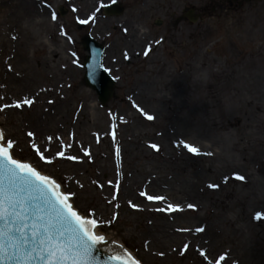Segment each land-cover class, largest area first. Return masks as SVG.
<instances>
[{"label": "rangeland", "instance_id": "obj_1", "mask_svg": "<svg viewBox=\"0 0 264 264\" xmlns=\"http://www.w3.org/2000/svg\"><path fill=\"white\" fill-rule=\"evenodd\" d=\"M111 2L115 0H50L57 15L53 21L42 0H0V96L5 101L20 97L9 88L23 66L29 75L27 91L36 100L31 108L0 112V128L16 139L17 155L52 175L62 191L75 193L71 200L82 212L94 210L96 219L110 220L102 234L123 244L142 264H203L192 245L213 257L224 255L220 264H264V219H254L257 212L264 213V1L234 13L213 12L208 6L199 28L161 31L169 37L157 49L155 0H148L145 9L130 1L127 14L105 18L102 8ZM193 2L198 6L205 0ZM93 12L96 22L79 29L77 17L86 19ZM125 22L134 27L125 32ZM87 35L106 46L104 65L117 81L106 108L83 83L87 53L82 40ZM148 45L151 51L144 56ZM134 104L155 119L147 120ZM55 116L64 117L73 129L86 122L89 139L82 142L91 159L83 155L72 129L64 151L80 161L40 160L32 143L41 151L48 148L46 157L57 151L33 124ZM28 131L35 137L29 138ZM180 140L201 155L189 153L178 145ZM137 169L144 172L137 178L143 191L165 201L137 199V189L129 187ZM234 173L246 180L235 179ZM210 183L219 188H208ZM168 204L183 210H158ZM201 226L205 232L197 234L194 230ZM185 242L190 247L181 255Z\"/></svg>", "mask_w": 264, "mask_h": 264}, {"label": "snow or ice", "instance_id": "obj_2", "mask_svg": "<svg viewBox=\"0 0 264 264\" xmlns=\"http://www.w3.org/2000/svg\"><path fill=\"white\" fill-rule=\"evenodd\" d=\"M42 2L43 6L51 11V19L55 21L57 15L52 9L50 0H42ZM75 10L74 8L73 11ZM96 11H99V8ZM77 22L82 25L89 22L94 24L96 14L93 12L86 19L77 17ZM124 31L127 32V29ZM61 34L67 36L63 28ZM15 38L13 37V39ZM68 39L71 40V37L68 36ZM150 51L151 45H148L143 55L148 56ZM73 55L75 54L73 53ZM124 56L125 59L129 58L127 52L124 53ZM98 67L103 68V64H99ZM91 78L96 82V71L91 73ZM35 103V98L29 95H22L9 101H5V97L0 96V112L6 109L31 108ZM133 107L147 120L155 119L140 105L134 104ZM26 135L29 138L35 137L33 131H28ZM112 136L115 141V132L112 133ZM47 139L51 141L52 137L49 136ZM178 145L193 155H201L200 149L190 143L180 140ZM150 146L159 151L157 144ZM31 147L36 149L40 160L48 163H52L57 157L69 161H80L81 159L71 153L66 154L63 144H61L60 151L47 157L44 153L49 150L48 148L41 151L35 143H32ZM67 147L70 149L72 145L68 144ZM80 147L83 155L91 159L90 148L83 145ZM16 152V139L6 136L5 130L0 128V264H142L140 259L126 251L122 245L119 246V251L113 249L107 259L95 255L101 249L107 251L106 246L110 241L107 240L105 234H102L101 229L111 221L96 219L94 210L82 212L76 201L71 200V196H74L75 193L61 191V183H58L52 175L45 173L42 169L38 170L37 166L24 156L17 155ZM115 155L120 156L119 147L116 148ZM204 155L210 156L212 153H204ZM233 177L240 181L246 180V177L239 173H234ZM227 179L226 177L225 182ZM109 183L112 182L109 181ZM80 186L83 187V185ZM207 187L217 189L219 184L210 183ZM113 195H116L115 189ZM140 195L148 201L166 200V197L150 195L146 191H142ZM129 205L139 210V205L131 201H129ZM187 207L195 208V205L188 204ZM158 210L176 212L183 209L180 205L168 204L167 208ZM254 219L257 221L264 219V213L257 212ZM175 231L185 233L192 232L193 229L176 228ZM194 231L197 234L204 233L205 228L197 227ZM145 247L147 248V243ZM189 247V243H183L180 254L186 253ZM191 247L202 257L203 264H220L226 259L224 255H220L218 258L213 257L210 252H205L195 245ZM159 255L163 257L165 253L160 252Z\"/></svg>", "mask_w": 264, "mask_h": 264}, {"label": "flooded vegetation", "instance_id": "obj_3", "mask_svg": "<svg viewBox=\"0 0 264 264\" xmlns=\"http://www.w3.org/2000/svg\"><path fill=\"white\" fill-rule=\"evenodd\" d=\"M132 1V7H137L138 9H145L147 7L148 0H130ZM130 1L122 0L120 3L124 6L125 12L127 14L130 7ZM205 0L204 3L200 5H195L193 0H155V31L159 34H155V44L156 49L160 47L164 42L167 41L168 37L166 34H160L161 31L166 33L175 32H190L191 27L197 25H202L206 21L209 7L213 12H224V13H234L240 12L244 7L249 6V9L253 10L256 8L259 2L262 0ZM264 1V0H263ZM138 22L145 23L147 26H151L150 20L143 21L138 19ZM134 22V20H132ZM128 22L121 24L123 28H132L134 24ZM199 24V25H198ZM175 36V35H174Z\"/></svg>", "mask_w": 264, "mask_h": 264}, {"label": "bare ground", "instance_id": "obj_4", "mask_svg": "<svg viewBox=\"0 0 264 264\" xmlns=\"http://www.w3.org/2000/svg\"><path fill=\"white\" fill-rule=\"evenodd\" d=\"M1 32H5V30L1 29ZM21 70L16 71L18 73H14L13 76L10 79V88L9 90L12 91H16L17 94L19 96L22 95H29L31 97L35 98V95L33 93H29L27 90L28 87V83L27 81L29 80V75L27 69H25V67H21ZM54 94H57V92H55ZM81 114V113H79ZM52 116V115H51ZM90 121H87V123ZM84 125V126H83ZM34 128L41 134L45 135L46 137H44L46 143L49 145V147L54 148L55 151H60L61 150V144L64 145L65 142V137L66 135L69 136V134L73 133L75 134V139L78 138V140L81 141L80 145H83L84 141L85 143H87V139H89V137L85 134V128H86V122H80V124H78V126L75 127V129H73V125L72 124H66V120L63 117V119H59L57 120V116H55V118L52 117H44L41 118V120H38L36 122H34L33 124ZM85 127V128H84ZM73 129V131H72ZM37 132V133H38ZM39 134V135H40ZM51 136L52 140L49 141L47 138ZM60 139H57V138ZM71 137V136H70ZM74 137V136H73ZM72 141L71 139L67 138V142ZM84 146V145H83ZM88 148V145H86ZM139 169H137V174H135L134 176H132L130 178V183H129V187L130 188H134L137 189V199L141 202H145L147 201V199L144 196H141L140 193L143 191V187L140 186L142 185V183L138 184L139 182L137 181V178L140 176V174H143V170L142 171H138ZM146 205V204H145ZM149 206V205H147ZM190 236L189 235H185L183 238L185 241H188ZM107 238V237H106ZM178 238V237H176ZM107 240H111L110 238H107Z\"/></svg>", "mask_w": 264, "mask_h": 264}, {"label": "water", "instance_id": "obj_5", "mask_svg": "<svg viewBox=\"0 0 264 264\" xmlns=\"http://www.w3.org/2000/svg\"><path fill=\"white\" fill-rule=\"evenodd\" d=\"M104 12L108 16H120L123 13V9L117 4H112L105 6ZM61 13L64 15L65 11H62ZM80 27L82 28L84 25H81ZM83 40L84 49L89 54L84 62V68L86 69L84 76L85 85L97 93L99 103H101L103 107H106L114 96L116 84L114 78L107 71H104V65L103 68L98 67L99 64H103L102 60L104 59L105 48L90 36H87ZM93 71H96L97 73L96 82L91 78V73ZM108 241H110V243L106 246L107 251L101 249V251L95 255H99L102 259H107V256L112 254L113 249H116L117 251L120 250L119 246L121 245L119 243H113V239Z\"/></svg>", "mask_w": 264, "mask_h": 264}]
</instances>
